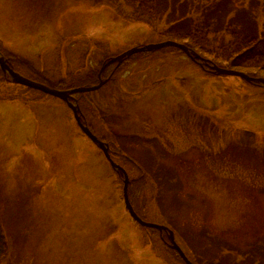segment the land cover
I'll return each mask as SVG.
<instances>
[{
    "label": "rangeland",
    "instance_id": "1",
    "mask_svg": "<svg viewBox=\"0 0 264 264\" xmlns=\"http://www.w3.org/2000/svg\"><path fill=\"white\" fill-rule=\"evenodd\" d=\"M188 1L195 23L220 2ZM251 1L229 6L253 12L261 37L264 0ZM130 14L120 0H0V52L57 89L94 85L109 58L168 40L165 20ZM209 40L214 49L223 37ZM203 65L175 48L133 55L80 107L139 167L114 157L144 177L130 198L137 213L171 229L193 264H264V87ZM0 99V264H186L130 217L121 178L63 101L2 79Z\"/></svg>",
    "mask_w": 264,
    "mask_h": 264
},
{
    "label": "trees",
    "instance_id": "2",
    "mask_svg": "<svg viewBox=\"0 0 264 264\" xmlns=\"http://www.w3.org/2000/svg\"><path fill=\"white\" fill-rule=\"evenodd\" d=\"M97 1L101 2V0ZM120 1L130 9V19L137 23L153 27L165 20L168 27L163 35L166 39L185 44L201 56L211 58L217 65L225 64L227 68L240 70L251 77L264 78V35L260 34L261 37H259L256 17L253 12H247L248 8H241L236 5L232 9L229 6L230 0H220L218 4L204 8L199 23H195L190 16L193 3L188 0ZM219 36L223 37V41L218 48L213 49V44L209 38ZM225 38L229 40L225 41ZM9 63L13 68L16 67L14 62L9 60ZM30 74L34 76V72L31 71ZM0 79L2 82H6L1 70ZM91 80L95 83L98 82L97 74L96 76L95 74L91 75L86 83ZM89 85L92 84L88 83L84 86ZM49 86L58 88L51 84ZM60 88L67 90L64 89L65 87ZM82 96L79 95L78 98L81 99ZM117 152L122 160L120 151ZM132 164L138 171L137 168L139 167L133 162ZM143 178L140 176L137 180H131L130 198L133 196L134 190L135 192L139 191L135 187L141 185ZM7 250L8 243L0 223V262L7 255Z\"/></svg>",
    "mask_w": 264,
    "mask_h": 264
},
{
    "label": "water",
    "instance_id": "3",
    "mask_svg": "<svg viewBox=\"0 0 264 264\" xmlns=\"http://www.w3.org/2000/svg\"><path fill=\"white\" fill-rule=\"evenodd\" d=\"M168 47L181 50L182 52H184L186 54V56L188 58H190L193 62L197 63L201 67L204 66L203 63L207 64L208 68L212 71V73L217 75V76H222V75L234 76V77L241 78L248 83L257 84L261 87H264V78H254V77H251L247 73L242 72V71H238V70H234V69H227V68H220L216 64L210 63L206 59L202 58L199 54H197L195 51L191 50L185 44L177 42V41H173V40H167V41H163V42L156 43V44H148V45H144V46H140V47L138 46V47L131 48V49L123 52L122 54H120L114 58H111L107 63L103 64V66L101 67L99 74H98L99 83L97 85L83 86V87L74 88L71 90H59L56 88H52L50 86H47V85L39 83V82L32 81V80L20 75L19 73L15 72L9 66L7 59L2 55L1 52H0V68H1L4 76L7 79H9L11 83L16 84V85H21V86H24V87H27V88H30V89H33L36 91H40L46 95L56 97V98L60 99L61 101L65 102L67 104L68 108L72 111L73 117H74L77 125L81 129V131L99 149H101L103 151L106 159L110 162L113 170L116 173L122 175V177H123L124 203H125V207H126L128 213L130 214L132 219L135 222H137L139 225H141L142 227L153 228V229L158 230L160 233H162L163 231L168 232V239H169L170 248H172L173 250H176L181 255V257L186 262V264H192L187 259V257L185 256V254L183 253V251L181 250L179 245L176 243L173 231H170L167 227H165L163 225H158V224L146 222V221L142 220L138 216V214L135 212V210L131 204L129 195H128V187H129L130 180H129V176H128L127 172L122 167L117 165L111 159V156L109 154V145L107 143H104L101 140H99L90 131L88 126L85 123H83L82 112H81L80 106L78 104V101L74 98L75 94L92 92V91H96L99 88H101L107 82L106 79L102 78V74H103V72L107 66H109L113 63H116L117 67H118L119 65H121V63L124 62V60L130 58L131 56H133L135 54L157 51V50H160L163 48H168Z\"/></svg>",
    "mask_w": 264,
    "mask_h": 264
},
{
    "label": "flooded vegetation",
    "instance_id": "4",
    "mask_svg": "<svg viewBox=\"0 0 264 264\" xmlns=\"http://www.w3.org/2000/svg\"><path fill=\"white\" fill-rule=\"evenodd\" d=\"M119 165H120V164H119ZM122 167H123V166H122ZM167 235H168L167 233H165V232L163 233V236H165L164 239H167Z\"/></svg>",
    "mask_w": 264,
    "mask_h": 264
}]
</instances>
